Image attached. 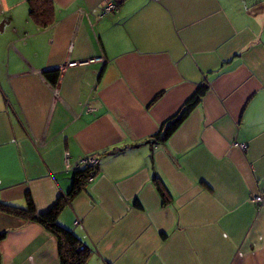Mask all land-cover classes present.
Wrapping results in <instances>:
<instances>
[{
  "label": "crops",
  "instance_id": "0c3cea01",
  "mask_svg": "<svg viewBox=\"0 0 264 264\" xmlns=\"http://www.w3.org/2000/svg\"><path fill=\"white\" fill-rule=\"evenodd\" d=\"M51 2L42 29L27 0H0V202L46 212L93 156L58 217L87 264H264V0ZM2 232L1 264H59L38 224L0 213Z\"/></svg>",
  "mask_w": 264,
  "mask_h": 264
},
{
  "label": "trees",
  "instance_id": "16d2710c",
  "mask_svg": "<svg viewBox=\"0 0 264 264\" xmlns=\"http://www.w3.org/2000/svg\"><path fill=\"white\" fill-rule=\"evenodd\" d=\"M29 6V18L39 27L47 28L53 23V7L51 0H27ZM58 74L55 73V84ZM208 91V84H200L196 90L183 102L180 108L162 124L156 133L145 140L144 144L157 145L166 142L174 132L181 126L190 113L200 104L202 98ZM159 97L156 96L153 101ZM95 167H86L73 173L71 187L64 196H59L54 204L43 213H38L35 209L31 197L25 196L24 208H18L0 202V213L14 216L27 223H35L50 233L57 242L59 264H87L88 250L82 246L79 239L71 231L62 227L58 223V217L62 209L78 194H80L89 183V178L96 174ZM153 184L158 192L162 203L168 204L171 200L168 190L158 177H154ZM5 237V233H0V241ZM1 264V256H0Z\"/></svg>",
  "mask_w": 264,
  "mask_h": 264
},
{
  "label": "built area",
  "instance_id": "2783aa9c",
  "mask_svg": "<svg viewBox=\"0 0 264 264\" xmlns=\"http://www.w3.org/2000/svg\"><path fill=\"white\" fill-rule=\"evenodd\" d=\"M117 10V5L115 3H108L106 4L103 9H102V14H107V13H113V12H116ZM69 65H74V63H71ZM86 111H91L88 107H86ZM239 147L241 148H244L243 145H240ZM82 162L89 166V167H95L97 165V161L95 159V157L91 156V157H87L85 159L82 160ZM93 179V177H90L89 178V182ZM252 201L256 204H259L262 202V197L259 195V196H255ZM77 223V221L75 222V224ZM83 246H79L78 249H82Z\"/></svg>",
  "mask_w": 264,
  "mask_h": 264
}]
</instances>
